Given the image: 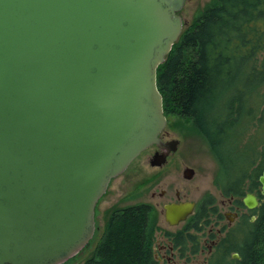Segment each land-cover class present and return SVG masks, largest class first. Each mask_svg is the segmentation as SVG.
<instances>
[{"label": "water", "instance_id": "obj_1", "mask_svg": "<svg viewBox=\"0 0 264 264\" xmlns=\"http://www.w3.org/2000/svg\"><path fill=\"white\" fill-rule=\"evenodd\" d=\"M184 2L0 0V264L67 261L92 238L110 180L151 145L164 152L150 166L176 150L159 137L157 68ZM258 182L264 195V168ZM242 204L260 199L246 192ZM192 209L165 205L166 218Z\"/></svg>", "mask_w": 264, "mask_h": 264}, {"label": "trees", "instance_id": "obj_2", "mask_svg": "<svg viewBox=\"0 0 264 264\" xmlns=\"http://www.w3.org/2000/svg\"><path fill=\"white\" fill-rule=\"evenodd\" d=\"M263 86L264 0H212L157 68L165 116L184 120L206 142L226 174L218 175L217 186L225 194L230 191L241 207L239 197L246 192L260 199L259 206L249 210L254 219L243 214L242 223L230 231V253H238L240 260L230 258L228 264H264V195L258 182L264 138L260 146L239 147L237 133L240 123L258 111L250 104L264 102ZM225 146L229 166L220 154ZM112 214L94 255L83 264H153L148 206L137 204Z\"/></svg>", "mask_w": 264, "mask_h": 264}, {"label": "rangeland", "instance_id": "obj_3", "mask_svg": "<svg viewBox=\"0 0 264 264\" xmlns=\"http://www.w3.org/2000/svg\"><path fill=\"white\" fill-rule=\"evenodd\" d=\"M211 1L185 0L179 12L184 21L183 30L194 21ZM260 92L264 95V86L260 89ZM250 106L253 109H258V111L253 112V118L246 119L237 127L239 147H241V144L261 145L264 138L263 99L262 101L256 99V103L250 104ZM259 118H262L263 122L259 123ZM259 124H262V127ZM164 131L169 133L170 138L179 141L176 151L159 168L149 165V160L153 155L152 147L147 148L135 158L123 174L112 181L107 192L99 199L96 206V225L98 228L94 238L86 247L61 264H83L85 262L99 239L103 223L106 221L111 208L114 209L138 202L159 203L161 208L166 201L171 199L168 196L160 199L158 195L163 189H167L168 192L178 189L182 199L187 200H198L206 194L212 195L213 198L219 201L227 199L219 195V187L216 185L218 175L219 177H225L226 174L220 169L219 162L206 142L184 120H180L175 116L167 117ZM220 154L229 166V160L231 159L229 149L225 146L221 149ZM228 166L225 167L226 171L229 170ZM186 167L194 170V176L190 180H183L182 176L177 174L179 170L181 172ZM231 173L232 167L230 166V175ZM153 192L156 193L155 198L151 196ZM234 200L233 198L230 199L233 203ZM240 211L242 214H248L252 220L254 219V216L252 217L249 214V210L242 207ZM240 223H242L241 218L239 221L230 223V229H237Z\"/></svg>", "mask_w": 264, "mask_h": 264}, {"label": "flooded vegetation", "instance_id": "obj_4", "mask_svg": "<svg viewBox=\"0 0 264 264\" xmlns=\"http://www.w3.org/2000/svg\"><path fill=\"white\" fill-rule=\"evenodd\" d=\"M159 137L163 142L177 140L170 138L169 133L164 130L160 133ZM178 143L176 145V149ZM150 147L153 148V155L150 160L156 153L164 152L156 145H151ZM174 152L171 151L168 153L165 163ZM162 165L151 167L159 168ZM184 169L185 168H183L181 172L179 170V173L177 172V174L181 175L183 180H190L194 174L190 179H187L183 174ZM123 172L110 180L107 189L111 185L112 181L116 180L123 174ZM107 189L105 193L107 192ZM218 190L220 191L219 195L222 198H227L226 200L221 199L219 201L218 199L213 198L210 194H206L198 200H187L182 199L178 189L171 190V192H168L167 189H163L158 195L160 199L166 198V196L171 199L166 201L161 208L159 203L149 204L144 202H138L114 209L111 208L106 221L103 223L99 239L95 243L93 251L87 259H90L94 255L98 245L100 244L102 236L113 215V211L119 208L142 204L148 206L149 210L147 231L153 264H191L189 262L196 264H228L230 258L240 260V255L238 253V258L233 256L236 252L230 253V223L239 221L243 215L240 211L242 207L237 205L235 201L234 203L230 201V191L225 194L220 188ZM151 196L152 198H155L156 193L153 192ZM98 201L94 209L95 230L89 242L94 238L98 228L96 225V206ZM185 201L193 203L192 213L186 216L185 219L179 220L175 223H170L166 218L165 205ZM243 208L245 207L243 206Z\"/></svg>", "mask_w": 264, "mask_h": 264}]
</instances>
